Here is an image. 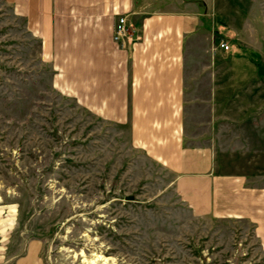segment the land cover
<instances>
[{"label": "rangeland", "instance_id": "374dc122", "mask_svg": "<svg viewBox=\"0 0 264 264\" xmlns=\"http://www.w3.org/2000/svg\"><path fill=\"white\" fill-rule=\"evenodd\" d=\"M213 2L224 20L209 10V54L195 50L190 69L233 70L238 109L193 104L187 129L216 148L219 170L264 186V0ZM248 46L255 62L232 59ZM52 74L25 16L0 0V264L29 251L37 264H264L251 222L194 213L129 126L89 111Z\"/></svg>", "mask_w": 264, "mask_h": 264}, {"label": "crops", "instance_id": "0c3cea01", "mask_svg": "<svg viewBox=\"0 0 264 264\" xmlns=\"http://www.w3.org/2000/svg\"><path fill=\"white\" fill-rule=\"evenodd\" d=\"M8 1L40 39L54 86L95 115L129 126L133 140L172 175L173 189L194 213L245 219L264 244V186L251 183L245 173L219 170L216 148L202 133L187 129L193 104L213 111L238 109L237 85L225 79L233 77V70L225 74L222 68L202 70V65L198 71L190 69L195 50L202 47L206 58L209 54V10L224 20L216 2ZM122 14L132 38L117 41L114 25ZM229 25L250 40L244 23ZM243 49L232 59L241 56L255 62L250 51H258L250 46ZM204 59V66L211 62ZM263 65L260 58L259 67ZM30 253L13 264H37Z\"/></svg>", "mask_w": 264, "mask_h": 264}, {"label": "built area", "instance_id": "2783aa9c", "mask_svg": "<svg viewBox=\"0 0 264 264\" xmlns=\"http://www.w3.org/2000/svg\"><path fill=\"white\" fill-rule=\"evenodd\" d=\"M113 38L115 40H122L124 41L125 39H130L132 38V30L130 29L127 19L125 15H119L115 25H114V32H113ZM218 46L221 47L222 49H228L230 47L229 42L221 38L218 41Z\"/></svg>", "mask_w": 264, "mask_h": 264}]
</instances>
